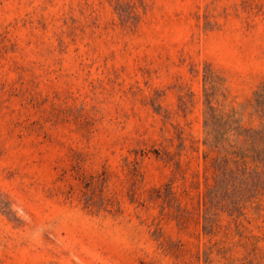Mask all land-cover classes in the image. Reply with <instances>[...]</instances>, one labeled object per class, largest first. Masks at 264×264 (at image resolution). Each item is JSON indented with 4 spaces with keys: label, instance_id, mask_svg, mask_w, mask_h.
I'll return each instance as SVG.
<instances>
[{
    "label": "rangeland",
    "instance_id": "374dc122",
    "mask_svg": "<svg viewBox=\"0 0 264 264\" xmlns=\"http://www.w3.org/2000/svg\"><path fill=\"white\" fill-rule=\"evenodd\" d=\"M255 147L264 0H0V264H264Z\"/></svg>",
    "mask_w": 264,
    "mask_h": 264
},
{
    "label": "trees",
    "instance_id": "16d2710c",
    "mask_svg": "<svg viewBox=\"0 0 264 264\" xmlns=\"http://www.w3.org/2000/svg\"><path fill=\"white\" fill-rule=\"evenodd\" d=\"M263 105V103H260ZM223 132L220 133V138L223 139L224 136L231 131H238L239 128H233L228 124H224L221 128ZM252 153V155H250ZM231 157H224L219 162V169L221 170L222 179L219 181L222 189L225 188L229 194H235L238 191L241 192H257L260 188L264 190V147L251 148L249 151L235 150L229 153ZM252 158L253 162H256L257 169L253 172H248L247 159ZM230 165L235 167V170H230ZM263 171L259 172L258 168H262ZM238 174L243 177H247V181L244 183L246 188H242L238 184V178H232ZM251 180L253 184L251 185ZM250 182V183H249Z\"/></svg>",
    "mask_w": 264,
    "mask_h": 264
}]
</instances>
